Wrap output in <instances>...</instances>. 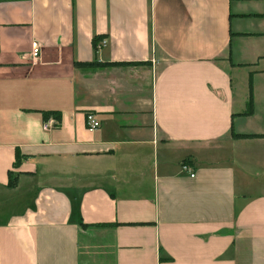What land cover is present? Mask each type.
<instances>
[{
  "label": "crops",
  "instance_id": "0c3cea01",
  "mask_svg": "<svg viewBox=\"0 0 264 264\" xmlns=\"http://www.w3.org/2000/svg\"><path fill=\"white\" fill-rule=\"evenodd\" d=\"M0 264H264V0H0Z\"/></svg>",
  "mask_w": 264,
  "mask_h": 264
},
{
  "label": "built area",
  "instance_id": "2783aa9c",
  "mask_svg": "<svg viewBox=\"0 0 264 264\" xmlns=\"http://www.w3.org/2000/svg\"><path fill=\"white\" fill-rule=\"evenodd\" d=\"M107 44V40L102 38L101 40H99L98 43V47H102L104 45ZM40 45L36 42L34 43L33 46V58L34 61H36L39 58L40 55ZM59 122L58 119L56 117L53 116V118H49L45 121L44 123V128L45 130H49L50 128L54 127V126H58ZM86 124H87V129L91 132L99 129L102 126V121L101 119H99V117L97 116V114L93 111H88L86 113ZM183 170L187 171L190 173L191 177L195 176V172H191V167L188 164H183Z\"/></svg>",
  "mask_w": 264,
  "mask_h": 264
},
{
  "label": "trees",
  "instance_id": "16d2710c",
  "mask_svg": "<svg viewBox=\"0 0 264 264\" xmlns=\"http://www.w3.org/2000/svg\"><path fill=\"white\" fill-rule=\"evenodd\" d=\"M103 38V36H99V37H96L95 39H94V45H95V47H97V43H98V41L99 40H101ZM75 64L78 66V65H92V64H94V62L93 63H81V62H75ZM100 64V63H99ZM113 65H116V64H121V63H112ZM100 65H103V64H100ZM254 107V104H253V91H252V85L250 86V97H249V102H248V104H247V110H246V112H245V114L246 115H250V114H252L253 113V108ZM50 114H54V116L58 119V120H60V118H61V114H60V112H48V113H45L44 114V118L45 119H47L48 117H49V115ZM59 125V124H58ZM234 136H236V137H252V136H255V135H239V134H235ZM23 158H27V156H24V155H21V153L19 152V150H17V154H16V161H15V167H18L19 165H20V163H21V161H22V159ZM10 181H9V184L10 185H13L14 184V179H13V177H12V171H10Z\"/></svg>",
  "mask_w": 264,
  "mask_h": 264
}]
</instances>
